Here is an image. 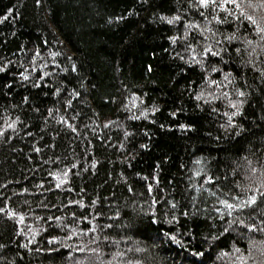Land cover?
<instances>
[{
  "label": "trees",
  "instance_id": "16d2710c",
  "mask_svg": "<svg viewBox=\"0 0 264 264\" xmlns=\"http://www.w3.org/2000/svg\"><path fill=\"white\" fill-rule=\"evenodd\" d=\"M247 16L264 3L0 0V264H264Z\"/></svg>",
  "mask_w": 264,
  "mask_h": 264
},
{
  "label": "snow or ice",
  "instance_id": "6c2138e0",
  "mask_svg": "<svg viewBox=\"0 0 264 264\" xmlns=\"http://www.w3.org/2000/svg\"><path fill=\"white\" fill-rule=\"evenodd\" d=\"M200 2H201L202 4H204L205 6H207V5L209 4V2L215 4V3H216V0H200ZM228 2H230V3H236V0H228ZM261 2L264 3V0H261ZM37 3H39V0H37ZM237 6H239V5L237 4ZM246 19L249 20L252 24L256 25L257 30H258L259 32H264V28H261V27L257 24L256 20H255L252 16H247ZM169 23H172V21L170 20ZM262 38H264V37H262ZM229 39H232V37H230ZM173 40H175V38H173ZM237 51H239V49H237ZM209 53H211L212 55H220L219 52H213L211 48H207V49H205L204 54H205V55H208ZM53 55H56V54L54 53ZM149 70H150V69H149ZM2 71H4V69H3V68H0V72H2ZM73 71H75V66H74V65H73ZM213 71H217V69H216V68H213ZM228 75H230V74H226L225 79L228 78ZM24 78H25V79H28L27 76H25ZM213 83H216V82L213 81ZM36 86H39V85H36ZM77 95H78V93H77ZM238 95H239V96H244L245 93L242 92V91H240V92L238 93ZM197 99H200V97L198 96ZM232 107L235 108V107H236V104H233ZM10 126H11V125H10ZM36 151L38 152V151H40V149H36ZM57 187H59V185H57ZM255 202H256L255 197H252L251 200L248 201L247 203H253V204H254ZM228 207L231 208V207H233V205L229 204ZM21 219H23V218H21ZM253 227H255V226L253 225ZM172 239H175V237H172ZM194 255L202 256L203 253H194Z\"/></svg>",
  "mask_w": 264,
  "mask_h": 264
}]
</instances>
